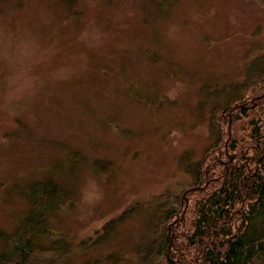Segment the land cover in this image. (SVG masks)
Instances as JSON below:
<instances>
[{
  "label": "rangeland",
  "instance_id": "rangeland-1",
  "mask_svg": "<svg viewBox=\"0 0 264 264\" xmlns=\"http://www.w3.org/2000/svg\"><path fill=\"white\" fill-rule=\"evenodd\" d=\"M262 52L264 0L1 1L0 105L9 78L28 87L13 116L0 107V230L19 222L29 183L50 176L71 188L48 217L74 244L57 264L136 261L134 206L188 179L211 104ZM86 173L103 192L90 208Z\"/></svg>",
  "mask_w": 264,
  "mask_h": 264
},
{
  "label": "trees",
  "instance_id": "trees-1",
  "mask_svg": "<svg viewBox=\"0 0 264 264\" xmlns=\"http://www.w3.org/2000/svg\"><path fill=\"white\" fill-rule=\"evenodd\" d=\"M152 1L165 10L174 0ZM219 95L210 108V141L186 169L188 179L151 203L136 201L140 232L136 261L128 264H264V52ZM70 192L50 176L29 183L19 222L0 230V264H57L69 255L71 235L53 229L48 217L69 206ZM111 264L126 263L117 257Z\"/></svg>",
  "mask_w": 264,
  "mask_h": 264
},
{
  "label": "clouds",
  "instance_id": "clouds-1",
  "mask_svg": "<svg viewBox=\"0 0 264 264\" xmlns=\"http://www.w3.org/2000/svg\"><path fill=\"white\" fill-rule=\"evenodd\" d=\"M19 55L24 56L26 53L21 51ZM27 87V82L21 80L18 76L8 79L2 96L3 104L0 105V107H3L9 116H13L15 114L11 111L10 105L24 96ZM102 198L103 192L100 189L96 178L90 173H86L80 190L81 205L85 208L94 207L100 200H102Z\"/></svg>",
  "mask_w": 264,
  "mask_h": 264
}]
</instances>
